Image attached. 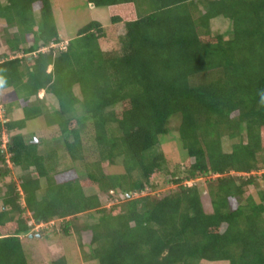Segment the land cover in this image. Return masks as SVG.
Wrapping results in <instances>:
<instances>
[{
    "label": "trees",
    "instance_id": "16d2710c",
    "mask_svg": "<svg viewBox=\"0 0 264 264\" xmlns=\"http://www.w3.org/2000/svg\"><path fill=\"white\" fill-rule=\"evenodd\" d=\"M87 1L124 27L114 46L91 20L61 47L52 0H0V264L53 232L95 264H264V0ZM38 117L61 147L26 137Z\"/></svg>",
    "mask_w": 264,
    "mask_h": 264
},
{
    "label": "rangeland",
    "instance_id": "374dc122",
    "mask_svg": "<svg viewBox=\"0 0 264 264\" xmlns=\"http://www.w3.org/2000/svg\"><path fill=\"white\" fill-rule=\"evenodd\" d=\"M52 3L57 26L61 35L65 38L63 43L60 44L61 47L66 45L68 39L74 37L77 31L91 20H99L103 23L104 27H106L109 32V37H113L110 42L112 46L115 45L118 36L124 32L123 26L112 25L108 7H96L89 4L87 0H52ZM211 30L213 34L224 35L226 39L232 36V24L230 20L223 17L212 19ZM1 33L2 26L0 24V35ZM0 45V51L6 49L1 37ZM4 96L11 97L13 100L17 99V95L12 89L6 90ZM43 97L44 108L48 111H52L57 106L56 98L53 95L47 94H43ZM22 115L21 109H17L16 105H14V117L20 118ZM23 132L28 139L30 138V141L37 139L35 143L44 151L56 146L61 147L60 139L57 138L61 135L58 126H48L44 117L30 120ZM5 138H7L6 134ZM177 138L178 132L175 130L162 138V147L166 150L165 152L170 160L171 167L174 166L175 161L184 162L187 155L182 142ZM224 146L225 149H228L231 146V141L225 139ZM119 169L120 167H116V170ZM19 174L20 171L18 169H13L14 178L17 179ZM161 191L167 192L168 188L164 187L159 189V192ZM254 193L257 195V190H254ZM135 196L138 195L135 194ZM203 201L206 208L210 209V199L206 196ZM83 217L86 220L89 218L88 215L85 214ZM55 224V221L49 223V225L46 224V229L51 230L52 226ZM40 228L41 227H35L34 230L39 231ZM68 238L69 237H64L59 233L53 232L51 236L47 234V236L45 235L43 237L24 238L23 246L31 264H49V262L51 264V261L62 255H67L69 264H95L94 261L87 262V257L82 254L81 246L75 237ZM86 250L88 251L89 249L86 247Z\"/></svg>",
    "mask_w": 264,
    "mask_h": 264
},
{
    "label": "built area",
    "instance_id": "2783aa9c",
    "mask_svg": "<svg viewBox=\"0 0 264 264\" xmlns=\"http://www.w3.org/2000/svg\"><path fill=\"white\" fill-rule=\"evenodd\" d=\"M3 110H2V104L0 103V119H3ZM4 143H6V140H5V142ZM42 226H44V224H38V225H36V227L38 228V227H42Z\"/></svg>",
    "mask_w": 264,
    "mask_h": 264
},
{
    "label": "water",
    "instance_id": "95a60500",
    "mask_svg": "<svg viewBox=\"0 0 264 264\" xmlns=\"http://www.w3.org/2000/svg\"><path fill=\"white\" fill-rule=\"evenodd\" d=\"M91 5L94 6L93 3H92ZM33 142H37V139H35ZM46 236H47V235H46ZM29 237H30V238H33V237H42V234H40V233H36V234H34V233H30V234H29Z\"/></svg>",
    "mask_w": 264,
    "mask_h": 264
}]
</instances>
